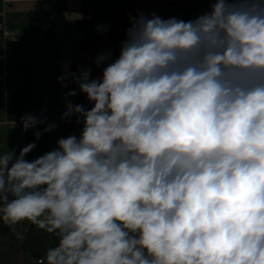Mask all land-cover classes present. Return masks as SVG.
Segmentation results:
<instances>
[{
    "label": "clouds",
    "instance_id": "1",
    "mask_svg": "<svg viewBox=\"0 0 264 264\" xmlns=\"http://www.w3.org/2000/svg\"><path fill=\"white\" fill-rule=\"evenodd\" d=\"M208 3L129 15L100 77L57 78L91 105L66 104L79 135L31 161L35 143L0 151V222L58 237L39 264H264V0Z\"/></svg>",
    "mask_w": 264,
    "mask_h": 264
},
{
    "label": "crops",
    "instance_id": "2",
    "mask_svg": "<svg viewBox=\"0 0 264 264\" xmlns=\"http://www.w3.org/2000/svg\"><path fill=\"white\" fill-rule=\"evenodd\" d=\"M43 0H0V16L5 28L0 29V151L20 150L29 143L36 147L25 157L34 160L56 148L61 137L79 135L80 124L75 115L62 119L68 102L90 109L86 95L76 85L67 87L58 83L67 63L70 71L91 68V78L102 74L103 65L93 63L101 52L111 50L113 58L119 53L108 32L98 28L106 25L91 24L84 30H64L66 22L92 20L98 15H109L116 9L135 14L155 13L161 18L177 17L185 21L209 10L208 0H177L165 8V0H64L53 21V39L42 34H31L29 22L38 2ZM129 21L127 22V27ZM77 90L74 97L65 94ZM26 114L42 116L46 120H63L59 126L44 132L45 124L27 131L22 129L21 117ZM42 135L37 140L34 133ZM19 237V238H18ZM58 243V237L24 221L10 228L0 222V264H38L46 250Z\"/></svg>",
    "mask_w": 264,
    "mask_h": 264
},
{
    "label": "trees",
    "instance_id": "3",
    "mask_svg": "<svg viewBox=\"0 0 264 264\" xmlns=\"http://www.w3.org/2000/svg\"><path fill=\"white\" fill-rule=\"evenodd\" d=\"M88 4V0H83V5ZM63 9H65L64 0H43L38 2L37 8L32 13L29 22V32L31 34H42L46 40L53 39L52 26L54 18ZM129 15L135 16V14L124 9H116L112 14L98 15L92 20L66 22L64 30H84L91 24L106 25L108 36L114 46V51L119 53V45L125 38Z\"/></svg>",
    "mask_w": 264,
    "mask_h": 264
},
{
    "label": "built area",
    "instance_id": "4",
    "mask_svg": "<svg viewBox=\"0 0 264 264\" xmlns=\"http://www.w3.org/2000/svg\"><path fill=\"white\" fill-rule=\"evenodd\" d=\"M177 0H165V8H167L170 4H174L175 2H176ZM5 28V26H4V23H3V21H2V19H1V16H0V29L2 30V29H4ZM71 117V116H70ZM70 117H67V118H64V119H68V118H70ZM63 120H59V121H51V120H46V123H45V126L47 127L48 125H50V124H55L56 125V127H55V129L59 126V124L62 122ZM81 128H82V124H80V130H79V133H80V131H81ZM41 260V258H38L37 259V263L39 264V261Z\"/></svg>",
    "mask_w": 264,
    "mask_h": 264
}]
</instances>
